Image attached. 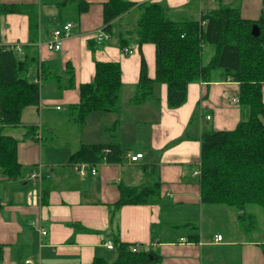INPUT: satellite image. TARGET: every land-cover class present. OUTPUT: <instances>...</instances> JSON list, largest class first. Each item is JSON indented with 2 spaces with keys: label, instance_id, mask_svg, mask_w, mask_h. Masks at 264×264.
Masks as SVG:
<instances>
[{
  "label": "crops",
  "instance_id": "0c3cea01",
  "mask_svg": "<svg viewBox=\"0 0 264 264\" xmlns=\"http://www.w3.org/2000/svg\"><path fill=\"white\" fill-rule=\"evenodd\" d=\"M108 1L0 0V5H36L38 62L66 81L69 64L75 84L62 91L58 89L62 82L50 79L51 84L42 88L40 104L23 111L22 125L3 132L18 141V161L23 170L18 178L0 173V245L4 246L0 264H95L96 260L113 263L118 257L119 242L141 243L142 250L151 253L150 264H264V230H260L262 225L264 228V211L255 205L239 211L203 203L200 174H196L200 171L202 134L234 130L247 115L240 103L233 102L240 98L239 84L218 78L210 83L193 82L188 87L186 103L175 109L168 106L167 85L161 84L158 108L131 105L141 68L137 37L132 39L130 31L123 30V22L131 14L113 22V30L115 25L120 26L117 39L112 32L102 44L95 40V35L103 30L104 5ZM126 1L164 3L181 13L178 20H199L207 12L231 6L234 0ZM79 2L88 7L84 9L85 5ZM263 4V0H240L235 6L243 18L258 20ZM67 22L74 27L64 39L62 50L50 51L47 43L53 31ZM122 34L127 36L129 43L125 48L133 50L132 54L124 53L125 48L120 45ZM29 42L28 15L0 11V48L15 45L24 51ZM142 51L148 75L154 79L155 45L145 43ZM210 53L208 61L214 54ZM97 61L120 64L124 87L134 88L123 103L135 113V119L122 120L124 104L120 113L92 112L83 124L56 117L54 112L62 106L79 103L80 86L94 80ZM32 76L37 77V73L33 71ZM261 91L264 101V85ZM197 113L199 118L195 121ZM90 117L94 120L85 125ZM116 121H120L118 131L115 135L108 133L107 128ZM205 121L212 122L210 130ZM32 125L33 135L26 136L27 127ZM48 136L52 137L50 144H46ZM112 142L127 150L124 161L101 162L95 176L87 169V175L81 177L72 160L81 145ZM137 153L143 157L131 161L129 155ZM35 171L41 173L40 179L31 178ZM156 182L160 184L159 202L115 208L121 186L141 187ZM233 219L236 225L232 224ZM33 221L48 234L41 236L31 226ZM224 224L231 235L221 232L219 226ZM218 235L223 236L222 241L216 240ZM108 241L113 242L115 249L106 247Z\"/></svg>",
  "mask_w": 264,
  "mask_h": 264
},
{
  "label": "trees",
  "instance_id": "16d2710c",
  "mask_svg": "<svg viewBox=\"0 0 264 264\" xmlns=\"http://www.w3.org/2000/svg\"><path fill=\"white\" fill-rule=\"evenodd\" d=\"M79 4L85 5L84 9L88 7L83 2ZM136 5L141 6V13L133 34L140 49L141 68L130 104L139 106L150 101L158 104L157 89L161 84L167 85L168 106L175 109L186 103L188 87L193 82L210 83L218 78L238 83L240 105L247 108V119L234 130L202 134L201 198L208 205L233 207L239 211L255 205L264 211V101L261 91L264 85V4L258 20L243 18L238 6H222L205 13L199 20H174L169 17L170 9L164 3L135 4L126 0H109L104 5L103 30L112 35L113 22ZM0 11L27 14L29 17L30 42L21 55L15 45L0 48V173L8 178H18L23 170L18 161V141L3 132L8 127L22 125L23 111L40 104L44 80L61 82V77L38 62L35 45L39 39V13L36 5H0ZM254 25L259 28V36L252 34ZM122 35L120 45L125 48L129 42L127 36ZM145 43L155 45L154 79L148 75L142 51ZM206 46H213L214 54L204 63ZM67 69V81L58 86L62 91L75 85L74 71L69 64ZM33 71L37 73L35 78ZM121 74L118 62L97 61L94 80L80 86L79 103L69 106L71 120L83 124L92 112L120 113L124 88ZM119 126L120 121H116L107 131L115 135ZM34 131L35 126H28L26 136H32ZM127 153L117 142L83 143L72 160L74 164L98 165L105 159L107 163H121ZM120 191L121 197L115 208L160 201V184L157 182L141 187L121 186ZM116 249L118 257L115 262L96 260L94 263L153 262L150 252L134 253L128 244L119 242ZM3 257L4 246L0 245V263Z\"/></svg>",
  "mask_w": 264,
  "mask_h": 264
},
{
  "label": "rangeland",
  "instance_id": "374dc122",
  "mask_svg": "<svg viewBox=\"0 0 264 264\" xmlns=\"http://www.w3.org/2000/svg\"><path fill=\"white\" fill-rule=\"evenodd\" d=\"M238 2H240V0H234L233 2H232V4H231V6H235V5H238ZM127 13H130L131 15L129 16V18H128V20L127 21H124L123 22V30H130L132 33H131V36H133L132 37V39H134L135 37H136V35L135 34H133V32L135 31V29L137 28V25H136V21H137V19L139 18V15H140V13H141V6H139V5H136V6H133V7H131L128 11H127ZM179 15H181V13H179V12H176L175 10H170V12H169V17L170 18H172V19H174V20H178V18L180 17ZM122 29V28H121ZM119 31H120V26L119 25H115L114 26V30H113V33L115 34L114 35V39H117L118 38V36H119ZM118 32V33H117ZM125 33V32H124ZM131 44H133V42H131ZM210 52H214V48H213V46H206L205 48H204V52H203V60H204V62L206 63L207 61H208V59H209V56H210ZM66 76L68 77V74H66ZM62 79V83L61 84H64L65 82H66V78H61ZM50 79H48V81H49ZM46 80H44L43 81V89H44V86H46L47 85V87L51 84V82L52 81H49V82H47ZM129 91H131V93H133V91H134V88L133 87H131V88H127V87H124L123 88V92H124V98L122 97V104H124V107H125V110L126 111H124L123 112V114H122V120L123 121H125L124 119H126V120H128V119H135V113H133V111L129 108V107H127V105L125 104V103H123L124 101H125V99H128V93H129ZM158 93H160V87H158V89H157V94ZM159 98H160V96H159ZM159 104V103H158ZM158 104H156L154 101H150V102H148L147 103V105H150V106H154V107H156V108H158ZM127 108H129V109H127ZM243 108V110L246 112V111H248L247 110V108H245V107H242ZM122 109H123V106H122ZM54 112V111H53ZM70 112H71V110H70V107L69 106H62V109L61 110H59V111H55L54 113H57L58 115L56 116V115H54V113H53V115L52 116H56V117H58V118H63V120L64 121H68L69 122V120H70ZM123 115H125V117L123 116ZM247 115H248V112H247ZM247 115L245 114V115H243V118H242V120H245V119H247ZM94 117H90L88 120H86V123H85V125L87 124H90V122H92L94 119H93ZM198 118H199V114L197 113V115H196V120L195 121H198ZM71 121V120H70ZM71 122H73V121H71ZM211 121H205V127L207 128V129H211ZM76 124V123H75ZM84 125V126H85ZM109 132H111V131H108V133ZM73 136H74V134H72ZM58 141V140H57ZM52 142V137L51 136H48L47 137V140H46V144H50ZM143 145H144V143H142ZM132 149L133 150H135L136 148H134L133 146H132ZM259 208V207H258ZM261 209V208H260ZM257 210H259V209H257ZM262 210V209H261ZM261 210H259L260 212H263V211H261ZM232 224L233 225H236V220L235 219H233L232 220ZM226 224H224V225H222V226H219L221 229H223L221 232L223 233V234H228V235H231L232 233H231V231L229 232V231H227V230H225L226 229V226H225ZM260 230H264V228H263V225H262V229H260ZM133 244H131L130 245V247L132 246Z\"/></svg>",
  "mask_w": 264,
  "mask_h": 264
},
{
  "label": "built area",
  "instance_id": "2783aa9c",
  "mask_svg": "<svg viewBox=\"0 0 264 264\" xmlns=\"http://www.w3.org/2000/svg\"><path fill=\"white\" fill-rule=\"evenodd\" d=\"M73 27H74V24L72 22H67V23L63 24L61 27L55 29L52 33L51 40L47 43V47L49 48V50L54 51V52L61 51L62 46H63V41L66 37L70 36ZM110 37H111V35L109 33L105 32L104 30H100L95 35V40L98 44H102L104 41L109 40ZM17 51L21 54L23 50L18 46ZM124 53L132 54L133 50H131L129 48H125ZM233 102L234 103H240V99H238V98L234 99ZM207 119H211V117L207 116ZM129 157H130L131 161L136 162L143 157V154L142 153H137L135 155L130 154ZM105 160H103L102 162H106ZM97 166H99V165H92V164H85V163H79V164L74 165L75 169L77 170V172L79 173V175L81 177H85L87 175V169H89L91 171V174L95 176L98 173ZM196 174H200V171L196 172ZM31 178L32 179H40L41 173L39 171H35L31 175ZM31 226L38 229L41 236H46L48 234V231L45 228H43L41 226V224H39L36 221L31 222ZM222 239H223L222 235L216 236L217 241H222ZM106 247L110 250L115 249V246H114L112 241H108L106 243ZM131 250L134 253L142 251V244L141 243H134L131 246ZM46 264H50V263H46Z\"/></svg>",
  "mask_w": 264,
  "mask_h": 264
},
{
  "label": "water",
  "instance_id": "95a60500",
  "mask_svg": "<svg viewBox=\"0 0 264 264\" xmlns=\"http://www.w3.org/2000/svg\"><path fill=\"white\" fill-rule=\"evenodd\" d=\"M252 34H253L254 36H259L260 31H259V28H258L257 25H254V26H253Z\"/></svg>",
  "mask_w": 264,
  "mask_h": 264
}]
</instances>
